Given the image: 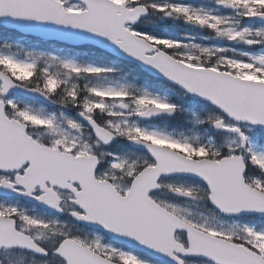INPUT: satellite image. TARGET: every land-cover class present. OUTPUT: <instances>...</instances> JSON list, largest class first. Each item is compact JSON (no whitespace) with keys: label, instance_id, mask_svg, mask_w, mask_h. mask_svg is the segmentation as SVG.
<instances>
[{"label":"snow or ice","instance_id":"1","mask_svg":"<svg viewBox=\"0 0 264 264\" xmlns=\"http://www.w3.org/2000/svg\"><path fill=\"white\" fill-rule=\"evenodd\" d=\"M0 264H264V0H0Z\"/></svg>","mask_w":264,"mask_h":264}]
</instances>
